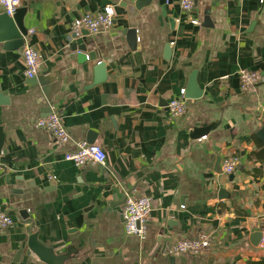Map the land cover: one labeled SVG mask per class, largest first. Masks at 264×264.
Segmentation results:
<instances>
[{
    "label": "crops",
    "instance_id": "obj_1",
    "mask_svg": "<svg viewBox=\"0 0 264 264\" xmlns=\"http://www.w3.org/2000/svg\"><path fill=\"white\" fill-rule=\"evenodd\" d=\"M132 3L25 1L40 75L57 79L52 103L25 77L21 50L0 43V95L10 101L0 104V175L10 181L0 177V210L14 220L0 232V264H47L28 254L35 233L56 255L69 252L66 264H264L263 238L252 242L264 234V1L195 0L188 15L167 0L165 16L159 0L134 13ZM107 7L111 29L68 40L75 20ZM127 29L137 31L134 49ZM77 44L96 60L80 61ZM240 70L262 76L254 93L242 92ZM194 73L203 96L185 98L187 113L173 119L168 104ZM50 106L69 132L65 146L34 127ZM88 138L106 162L77 169L65 157ZM230 156L239 163L226 175ZM140 196L153 203L144 241L124 231L123 201ZM201 233L212 237L206 253L166 255Z\"/></svg>",
    "mask_w": 264,
    "mask_h": 264
},
{
    "label": "built area",
    "instance_id": "obj_2",
    "mask_svg": "<svg viewBox=\"0 0 264 264\" xmlns=\"http://www.w3.org/2000/svg\"><path fill=\"white\" fill-rule=\"evenodd\" d=\"M26 0H0V7L3 12L12 17L20 9ZM264 0H262L263 2ZM195 0H180L181 10L188 15L194 10ZM115 12L112 7H107L100 14L85 15L75 20L72 24L68 40L73 41L83 36L84 32L89 35H97L111 29L114 25ZM192 25L200 26V22L192 20ZM33 31H30V35ZM22 58L25 64V77L27 79L36 78L41 74V56L39 52L29 43L28 37L25 45L21 49ZM240 87L244 93H254L258 85L263 81L258 72L240 70L238 73ZM168 112L171 118L181 119L187 113L185 91L181 92L179 98L173 99L168 104ZM35 129L49 132L54 140L60 145L65 146L70 142V135L63 124L61 117L52 113L48 117L39 118L34 123ZM66 161L72 162L77 169H83L90 164H104L107 159L106 151L99 145L80 143L76 153L66 155ZM239 159L230 156L224 161V173L232 175L236 172ZM49 180L57 182L55 176H49ZM153 213L152 200L147 196L128 197L123 212L124 231L128 237H136L144 241L148 233V223ZM14 225V220L5 211L0 210V232L10 229ZM264 236V234H263ZM212 237L201 233L196 238L186 239L176 242L170 246L166 255L175 256H199L206 253L211 245ZM264 244V237H263Z\"/></svg>",
    "mask_w": 264,
    "mask_h": 264
},
{
    "label": "water",
    "instance_id": "obj_3",
    "mask_svg": "<svg viewBox=\"0 0 264 264\" xmlns=\"http://www.w3.org/2000/svg\"><path fill=\"white\" fill-rule=\"evenodd\" d=\"M167 0H159V4L162 7V14L163 16L166 15L165 7H166ZM152 0H133L131 5H126L125 7L129 12L134 13L136 10L141 11L144 8H147L151 5ZM124 7V6H123ZM27 13L26 7H21L17 10L14 16L10 17L8 15L1 14L0 15V43L4 44V49L7 51H19L25 45V39L28 37L29 30L24 25V18ZM208 21V18L206 19ZM174 24V21H172ZM85 35H89L87 32H84ZM127 38L130 42V45L134 49L137 41V31L135 29H127L126 33ZM74 51L79 52L80 61H95L96 54L95 53H87L86 45H74ZM167 54H170L169 46L166 49ZM100 68L104 67V64L99 65ZM99 82V81H98ZM30 83L32 85H40L43 89L45 97L49 103H52V94H54L57 86V79L54 75L43 74L37 76L36 78L30 79ZM203 96L202 90H200L197 80H196V73H194L189 81V85L185 91V98L190 100L200 99ZM10 101L5 99L2 95H0V104L1 105H9ZM46 114L43 116L48 117L50 114L53 113L52 107H47L44 111ZM196 133V132H195ZM202 133L197 134L200 136ZM259 139L264 141V129L258 132ZM202 136V135H201ZM4 133L0 134V155L2 153V149L4 146ZM88 144L93 145L95 144L96 140L93 138H88L86 141ZM4 167L0 164V170ZM6 170H4V174H1L0 177H5L7 181ZM10 184V181H7ZM127 199L123 201L125 204ZM263 235L262 233H255L252 236L253 245L258 246L262 242ZM28 254L33 257L39 258L41 261L47 264H66L67 260L71 258L72 255L69 252L65 255H56V253L38 240V234H32L28 239Z\"/></svg>",
    "mask_w": 264,
    "mask_h": 264
}]
</instances>
